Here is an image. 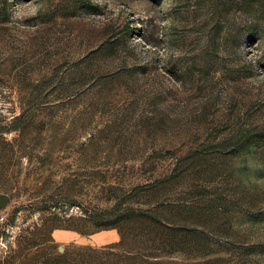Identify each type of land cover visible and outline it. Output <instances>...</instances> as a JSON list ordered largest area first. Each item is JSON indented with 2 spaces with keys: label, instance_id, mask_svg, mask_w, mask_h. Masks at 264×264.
<instances>
[{
  "label": "rangeland",
  "instance_id": "obj_1",
  "mask_svg": "<svg viewBox=\"0 0 264 264\" xmlns=\"http://www.w3.org/2000/svg\"><path fill=\"white\" fill-rule=\"evenodd\" d=\"M0 192V264L118 244L61 223L120 201L219 248L152 261L264 264V0H0Z\"/></svg>",
  "mask_w": 264,
  "mask_h": 264
},
{
  "label": "trees",
  "instance_id": "obj_2",
  "mask_svg": "<svg viewBox=\"0 0 264 264\" xmlns=\"http://www.w3.org/2000/svg\"><path fill=\"white\" fill-rule=\"evenodd\" d=\"M20 119L21 115L16 116L14 122ZM18 127L20 128V124L14 129ZM247 143L249 142H238L242 145ZM81 210L82 215L64 219L61 225L85 232L118 227L121 241L118 244L82 251L67 249L52 255L48 264H164L163 260L152 261V258L177 252H199L208 255L219 249L215 247L216 243L209 242L202 232L191 234L186 226L171 222V213L163 210L161 206H124L123 201H120L109 209ZM127 239H135L134 241L139 243L140 249L135 254L124 250ZM133 259L140 261L131 262Z\"/></svg>",
  "mask_w": 264,
  "mask_h": 264
},
{
  "label": "water",
  "instance_id": "obj_3",
  "mask_svg": "<svg viewBox=\"0 0 264 264\" xmlns=\"http://www.w3.org/2000/svg\"><path fill=\"white\" fill-rule=\"evenodd\" d=\"M11 197L7 193L0 192V211L3 210L10 202Z\"/></svg>",
  "mask_w": 264,
  "mask_h": 264
}]
</instances>
